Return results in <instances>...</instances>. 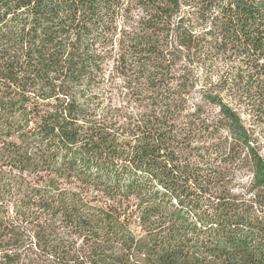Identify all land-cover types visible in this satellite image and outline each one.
Wrapping results in <instances>:
<instances>
[{
  "label": "trees",
  "instance_id": "16d2710c",
  "mask_svg": "<svg viewBox=\"0 0 264 264\" xmlns=\"http://www.w3.org/2000/svg\"><path fill=\"white\" fill-rule=\"evenodd\" d=\"M0 264H264V0H0Z\"/></svg>",
  "mask_w": 264,
  "mask_h": 264
}]
</instances>
